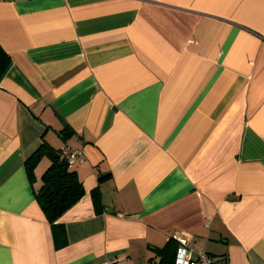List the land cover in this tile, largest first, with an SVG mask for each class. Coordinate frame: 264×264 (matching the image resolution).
Here are the masks:
<instances>
[{
    "label": "crops",
    "instance_id": "1",
    "mask_svg": "<svg viewBox=\"0 0 264 264\" xmlns=\"http://www.w3.org/2000/svg\"><path fill=\"white\" fill-rule=\"evenodd\" d=\"M0 45V264H264V0H0ZM43 139L81 153L58 227Z\"/></svg>",
    "mask_w": 264,
    "mask_h": 264
},
{
    "label": "trees",
    "instance_id": "2",
    "mask_svg": "<svg viewBox=\"0 0 264 264\" xmlns=\"http://www.w3.org/2000/svg\"><path fill=\"white\" fill-rule=\"evenodd\" d=\"M11 63L9 54L0 45V79ZM73 129L66 127L60 131L61 136L67 139L73 133ZM53 147L47 140L43 139L40 146L26 160L28 175L34 179V169L40 159L48 155L51 163L43 174V183L37 192L38 202L43 209L47 219L53 227H58L61 216L74 206L85 194L83 182L77 172L68 162L65 150ZM176 253V251H175ZM174 257L171 264H173Z\"/></svg>",
    "mask_w": 264,
    "mask_h": 264
},
{
    "label": "built area",
    "instance_id": "3",
    "mask_svg": "<svg viewBox=\"0 0 264 264\" xmlns=\"http://www.w3.org/2000/svg\"><path fill=\"white\" fill-rule=\"evenodd\" d=\"M65 153L70 164H74L78 160H81V153L79 150L68 148ZM180 243L174 264H222L218 262L210 253L206 250H200L193 255V251L190 248L189 240L186 238H179ZM105 264H118L116 260H107Z\"/></svg>",
    "mask_w": 264,
    "mask_h": 264
}]
</instances>
